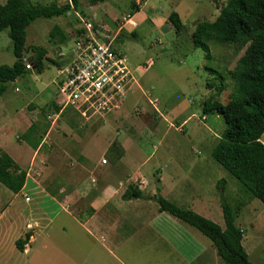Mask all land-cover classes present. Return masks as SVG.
<instances>
[{"label":"crops","instance_id":"obj_1","mask_svg":"<svg viewBox=\"0 0 264 264\" xmlns=\"http://www.w3.org/2000/svg\"><path fill=\"white\" fill-rule=\"evenodd\" d=\"M97 7H91L88 1L85 8L80 3L75 12L91 18L90 13ZM148 18L155 23L153 16ZM70 19L73 29L59 28L71 39L81 26L75 13ZM75 22L80 27L75 26ZM94 25L106 38L108 35L116 37L109 28ZM56 81L53 82L55 99L45 108L51 126L41 118L44 112L39 106L46 89H34L32 83L27 88L25 103L29 104H25L21 112L13 117L16 106L5 104L3 118L0 117L1 154L8 155L27 173L22 192L13 194L0 211V264H219L212 242L198 230L167 213H160L155 202L124 199L130 187L143 197L156 194L151 193L153 188L141 168H130L134 163L132 159L136 158L135 151L139 149L134 137L116 134L123 156L104 159L109 151L105 143L107 136L113 132V124L117 125L121 117H130L127 106L113 116L114 120L111 117L106 121L107 129L100 130V134H87L85 137L71 135L67 138L52 136L53 127L67 113L69 116L73 113L68 110L55 122L49 120L61 110ZM53 105L59 111L56 112ZM80 121L83 126L99 122ZM15 133L20 135L16 137L17 144L12 138ZM33 133L40 143L36 147L27 138ZM26 134L27 137L23 138ZM263 137L261 142L264 144ZM99 139L103 155L96 166L90 167L88 159L93 149L98 148ZM169 158V167L156 171L161 173L158 180L161 195L225 229L214 218L220 206L216 189L223 182L215 176L220 172L218 167L209 164L184 170L176 164L173 156ZM104 160L107 164L102 163ZM123 168L131 171L125 180L117 176ZM97 173L99 176H96ZM18 198H23L27 206L33 207L28 214L18 206ZM28 199L30 202H27ZM240 230L245 237V231ZM27 235L30 239L23 250H19L17 242L26 240ZM244 241L245 238L243 246L247 251Z\"/></svg>","mask_w":264,"mask_h":264},{"label":"rangeland","instance_id":"obj_2","mask_svg":"<svg viewBox=\"0 0 264 264\" xmlns=\"http://www.w3.org/2000/svg\"><path fill=\"white\" fill-rule=\"evenodd\" d=\"M7 1L0 0V4L5 5ZM32 1L44 6L56 1L60 4L67 2ZM88 1L90 0H82L81 7L85 8ZM229 2L230 0H108L93 9L90 13L93 23L98 27L109 28L116 36L114 47L126 55L136 80L125 103L130 117H121L116 122L117 125L113 124V132L107 136L105 143V148L109 151L104 159L123 156L116 134L134 137L139 149L135 151L136 158L132 159L134 163L130 168H141L153 188L151 193L160 190L159 174L169 167V156H173L176 164L184 170L216 165L220 172L215 176L223 182L216 189L220 206L214 218L225 227L223 200L238 211L235 224L245 231L244 244L250 255L249 259L253 264H264V205L258 200H252L241 184L213 159V151L226 129V123L218 112L205 114L204 111L206 104L216 102L225 105L230 101L236 90L232 73L244 55V50L210 41L212 60L208 61L205 52L196 49L192 41L198 24L215 22ZM141 10L142 13L139 12ZM173 13L180 16L184 25L180 34L176 33L169 22ZM151 16L155 23L149 20L148 17ZM123 17H132L138 28L121 31ZM57 26L64 30L74 28L70 18L38 20L28 29L27 47L46 48L50 59L61 62L60 53L69 54L74 43L69 39L65 45L59 42L53 44L51 32ZM75 26L80 27L76 22ZM15 62L13 44L9 38V30H6L0 34V66L13 67ZM57 79V68L47 64L42 74L30 72L9 84L5 95L0 99V117L3 118L5 104L16 106L12 117L18 115L25 104H29L25 102L28 84L32 83L34 89H46L39 106L41 112H44L41 118L50 125L45 108L55 99L53 82ZM16 89L20 92L17 93ZM67 114L53 127L52 136L67 138L71 135L85 137L87 134H100V130L107 129L106 121L114 116L107 117L106 120L94 119L99 121L96 125L83 126L78 115ZM17 136L20 135H13V143L17 144ZM27 138L35 147L40 144L34 133ZM97 143L98 148L93 149L94 152L88 159L90 167L96 166L103 155L101 139ZM157 170L160 172L156 173ZM130 173L129 169L123 168L117 172V176L125 180ZM12 197L13 193L0 183V211ZM17 204L22 210H26V214L33 208L27 206L23 198H18ZM218 263L223 264L220 258Z\"/></svg>","mask_w":264,"mask_h":264},{"label":"trees","instance_id":"obj_3","mask_svg":"<svg viewBox=\"0 0 264 264\" xmlns=\"http://www.w3.org/2000/svg\"><path fill=\"white\" fill-rule=\"evenodd\" d=\"M107 1L90 0V6ZM80 3L81 0H67L64 4L56 1L44 6L32 0H8L5 5L0 4V34L9 30L16 58L13 67L0 66V99L9 84L31 72L24 63L27 57L34 67L32 72L38 74L44 72L47 64L59 65L50 59L48 49L27 47L28 29L38 20L70 18L78 11ZM169 22L180 34L184 28L180 16L173 13ZM69 39L70 35L59 27L51 32V41L55 45L58 42L65 45ZM192 41L196 49L205 52L208 61L212 60L210 41L244 50L232 73L236 90L230 101L225 105L216 102L206 104L204 111L205 114L218 112L226 123V129L213 151V159L241 184L252 200L264 205V144L261 142L264 136V0H230L215 22L198 24ZM53 108L59 111L55 105ZM26 181L27 173L2 153L0 183L17 195L24 189ZM134 198L155 202L160 213H167L198 230L212 242L223 264H253L243 246V232L235 224L238 211L225 200L222 201L225 229H222L216 223L165 199L160 190L153 196L143 197L130 187L124 199ZM29 239L27 235L26 240L18 241L17 248L23 250Z\"/></svg>","mask_w":264,"mask_h":264},{"label":"built area","instance_id":"obj_4","mask_svg":"<svg viewBox=\"0 0 264 264\" xmlns=\"http://www.w3.org/2000/svg\"><path fill=\"white\" fill-rule=\"evenodd\" d=\"M81 28L72 35L69 54H60L56 86L60 112L49 117L55 122L70 110L86 122L122 112L136 80L126 55L114 47L116 37L106 38L96 29L92 19L74 12ZM137 29L132 17L124 18L120 30ZM26 69L34 71L27 57ZM19 92V90H17ZM107 164V161H102ZM27 202H30L28 199Z\"/></svg>","mask_w":264,"mask_h":264},{"label":"water","instance_id":"obj_5","mask_svg":"<svg viewBox=\"0 0 264 264\" xmlns=\"http://www.w3.org/2000/svg\"><path fill=\"white\" fill-rule=\"evenodd\" d=\"M101 29H99V31H100ZM101 32V31H100ZM108 37H110V35H108ZM160 187V186H159Z\"/></svg>","mask_w":264,"mask_h":264}]
</instances>
